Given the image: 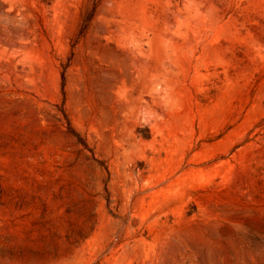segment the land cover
<instances>
[{
	"label": "rangeland",
	"instance_id": "374dc122",
	"mask_svg": "<svg viewBox=\"0 0 264 264\" xmlns=\"http://www.w3.org/2000/svg\"><path fill=\"white\" fill-rule=\"evenodd\" d=\"M0 264H264V0H0Z\"/></svg>",
	"mask_w": 264,
	"mask_h": 264
}]
</instances>
